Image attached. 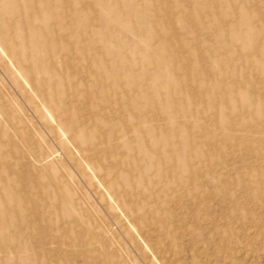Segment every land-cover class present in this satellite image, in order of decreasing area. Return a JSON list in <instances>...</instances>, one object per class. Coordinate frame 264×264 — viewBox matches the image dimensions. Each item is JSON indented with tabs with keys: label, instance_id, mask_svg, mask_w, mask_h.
Wrapping results in <instances>:
<instances>
[{
	"label": "rangeland",
	"instance_id": "374dc122",
	"mask_svg": "<svg viewBox=\"0 0 264 264\" xmlns=\"http://www.w3.org/2000/svg\"><path fill=\"white\" fill-rule=\"evenodd\" d=\"M0 264H264V0H0Z\"/></svg>",
	"mask_w": 264,
	"mask_h": 264
}]
</instances>
